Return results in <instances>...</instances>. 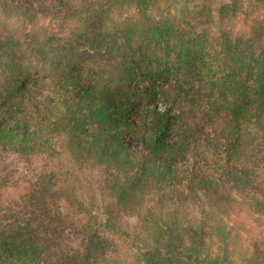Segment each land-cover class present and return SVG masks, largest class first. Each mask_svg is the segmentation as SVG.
Masks as SVG:
<instances>
[{"label":"trees","instance_id":"trees-1","mask_svg":"<svg viewBox=\"0 0 264 264\" xmlns=\"http://www.w3.org/2000/svg\"><path fill=\"white\" fill-rule=\"evenodd\" d=\"M0 11L32 25L45 63L32 74L2 55L0 151L46 159L24 195L0 196V264H264V222L256 236L246 224L264 221V0ZM43 14L55 25L41 33ZM85 165L103 169L97 188ZM118 212L137 218L131 234ZM121 243L142 251L125 263Z\"/></svg>","mask_w":264,"mask_h":264},{"label":"rangeland","instance_id":"rangeland-1","mask_svg":"<svg viewBox=\"0 0 264 264\" xmlns=\"http://www.w3.org/2000/svg\"><path fill=\"white\" fill-rule=\"evenodd\" d=\"M216 1L221 2L225 0ZM34 24L39 28V31H41V33H43V31L46 30L50 25H55V23L48 17V15L44 14L42 16H39ZM31 27L32 25L30 23L18 19L8 18L3 14V12L0 11V66H2V55L4 54V52H10L12 54V59H14L23 68L30 69L32 74H34L36 70L45 66V63H42L41 60H38L37 49L34 47V45L31 44L32 39L29 35ZM66 29V26H64V29H62L61 27L56 31L54 30V33L59 37L66 36L68 34V32H64ZM82 54L86 56L85 58H90L89 54H87V51H84ZM105 57L106 55L101 54H98L96 56L97 59H104ZM8 60L9 59L6 60L5 58L3 59V62H7ZM64 154L66 153H63L62 158ZM45 160L46 159L41 155L35 156L32 161L27 162L21 157L15 156L11 153L3 154V152L0 151V179H8L9 182L8 185H2V182L0 181V196L5 194V196L7 195L9 198L17 199L24 195L28 191V180H32V178H34V166H37V170H39ZM56 160H61V156H57ZM65 160L69 161V158L65 157L64 159V163H67ZM79 172L81 174V171ZM74 173L78 172L74 170ZM102 173L103 169H101L99 166L91 167L85 165L82 176H88L87 178H90V180H92L94 184L93 186L97 188L98 182L102 179ZM80 174L77 175L81 176ZM24 175L26 177H24ZM16 181H18L19 183L15 185L14 183ZM92 189L95 190L94 188ZM101 194H99L96 190L94 191V196L97 197V199H101ZM61 202L67 205V208H69L65 209L68 213V215H66L68 216V219L77 226H81L85 222L86 217H84L80 211L75 209L74 206L72 207L71 203H69L68 201L61 200ZM106 202L107 200L104 199V203ZM117 214L122 228L128 234H131L132 231L138 226L137 218L135 216H128L119 212ZM246 217L248 221L246 222V224L249 223L248 226L250 225L249 227L253 229L252 234L255 236L260 234L262 222L264 221H262L256 213H251L249 215H246ZM257 238L261 240L264 237L258 236ZM119 248H121L123 252L121 257L125 259V263H130V261L134 259L135 254L138 256V254H140V252L142 251L134 246H130V248L126 246L125 248V246H123V243L119 244ZM125 254H128L127 257L125 256ZM182 263L185 264L184 262Z\"/></svg>","mask_w":264,"mask_h":264}]
</instances>
